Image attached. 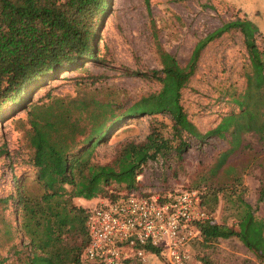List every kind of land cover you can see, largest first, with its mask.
I'll list each match as a JSON object with an SVG mask.
<instances>
[{"label": "trees", "instance_id": "obj_1", "mask_svg": "<svg viewBox=\"0 0 264 264\" xmlns=\"http://www.w3.org/2000/svg\"><path fill=\"white\" fill-rule=\"evenodd\" d=\"M107 1L0 0V117L11 107L25 111L28 162L35 168V179L42 189L38 198L32 197L23 191L22 182L12 180L14 215L26 242L12 244L17 254L8 264H84L82 252L87 243L84 222L89 205L76 206L71 200L97 197L113 200L126 195L113 194L109 187L116 184L133 189L148 160L169 152L180 158L188 147L187 136L202 140L229 135L230 147L218 156L213 174L226 155L239 145L243 133L264 137V48L257 46L254 37L257 26L246 17L226 21L205 34L194 44L186 63L180 65L159 43L147 5L150 37L160 68L138 71L120 66L119 69L125 76L157 82V89L127 104L100 97L101 88L97 87L86 96H47L44 102H33V95L43 82L63 71H82L92 83L101 76L91 73L84 64L105 63L95 37L101 16L108 8ZM231 29L241 34L247 54L245 87L233 98L237 111L224 114L213 127L200 133L181 104V90L193 75L204 46ZM159 114L170 119V138L162 134L165 124L155 119ZM141 116L150 117L143 140L122 141L108 162L93 161L98 144L124 122ZM197 190L204 209L206 202H210L212 209L217 191L203 194ZM243 191L240 177L234 175L230 188L222 191V198L233 211L234 226L218 223L209 215L197 224L199 236L191 244L199 241L202 246H209L218 239L235 238L264 262V218L254 215L251 205L242 198ZM262 196L264 188L257 200ZM147 251L166 263L159 248L150 247ZM3 259L0 264L6 260ZM201 261L208 263L205 258Z\"/></svg>", "mask_w": 264, "mask_h": 264}, {"label": "rangeland", "instance_id": "obj_2", "mask_svg": "<svg viewBox=\"0 0 264 264\" xmlns=\"http://www.w3.org/2000/svg\"><path fill=\"white\" fill-rule=\"evenodd\" d=\"M108 8L102 14L96 30L95 44L104 58V65L85 63L93 74H101L90 82L87 74L63 71L55 78L44 81L34 93L32 101L41 103L52 96L73 97L94 93L101 88L100 97H111L127 104L139 95L153 91L159 84L153 80L125 76L120 66L145 71L160 68L149 31V15L154 21L158 41L184 65L197 40L235 18H249L258 29L255 41L264 48V0H108ZM247 54L241 34L236 30L223 32L208 42L200 51L193 75L181 90V104L188 119L203 133L213 127L221 116L237 111L233 101L245 87L248 71ZM108 94V95H107ZM48 96V97H47ZM155 119L165 124L164 137H171L170 119L165 114ZM150 117L141 116L128 120L95 147L93 161L108 162L118 143L125 140L140 141L148 132ZM27 127L25 111L20 107L7 109L0 117V260L2 264L13 260L12 244L25 243L14 215L13 179L23 184V191L38 198L42 189L35 179V168L28 162L30 149L24 137ZM229 135L207 137L202 140L186 137L188 147L180 154L164 153L148 160L136 177L137 184L131 190L112 184L113 194L162 195L173 190L196 188L206 194L217 191V202L208 214L218 223L234 226L230 204L222 198V191L229 189L231 179L238 175L245 187L242 198L249 203L256 217L264 218V137L253 132L243 133L239 145L226 155L224 163L213 174L218 156L230 147ZM98 198V197H97ZM97 198L85 201L73 198L74 205L86 207ZM206 199V198H204ZM264 264L247 250L237 239H218L209 246L199 241L190 244V258L185 264ZM3 259V260H4ZM14 261V260H13ZM144 264H166L158 255H147Z\"/></svg>", "mask_w": 264, "mask_h": 264}, {"label": "built area", "instance_id": "obj_3", "mask_svg": "<svg viewBox=\"0 0 264 264\" xmlns=\"http://www.w3.org/2000/svg\"><path fill=\"white\" fill-rule=\"evenodd\" d=\"M209 217L197 189L162 195L128 193L113 200L99 198L87 207L84 264H144L159 248L167 264H185L197 224Z\"/></svg>", "mask_w": 264, "mask_h": 264}]
</instances>
